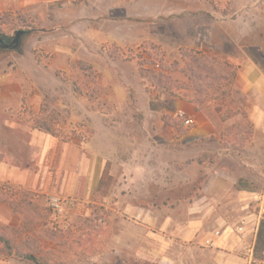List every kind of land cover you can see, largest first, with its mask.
<instances>
[{
  "label": "rangeland",
  "instance_id": "1",
  "mask_svg": "<svg viewBox=\"0 0 264 264\" xmlns=\"http://www.w3.org/2000/svg\"><path fill=\"white\" fill-rule=\"evenodd\" d=\"M113 3L135 10L131 21L148 40L125 50L102 45V61L96 63L105 76L85 61L65 63L55 55L66 47L78 48L79 35L85 32L79 19L102 11L107 17ZM263 23L264 0H0V35L12 39L17 31H31L21 38L18 49L0 52V159L35 171L41 144L37 136L80 142L96 124L128 137L144 127L151 134L168 133L157 121H171L176 134H185L188 128L175 117L174 101L199 107L223 101L235 71L225 59L228 45L240 40V31ZM208 38L214 49L207 47ZM201 42L199 50L196 44ZM133 59L140 77L126 64ZM85 119L92 126L87 127ZM127 139L121 146L128 145ZM120 156L126 158L127 151L121 148ZM126 181L124 174L122 187ZM52 196L65 200L68 227L54 225ZM71 204L60 193L44 196L0 184V260L111 262L115 247L122 244L112 237L118 223L108 218L115 207L102 211L97 204L85 203L90 216L75 214L71 220ZM96 216L103 217V223L98 224ZM127 256L128 264H156ZM192 257L185 252L181 262Z\"/></svg>",
  "mask_w": 264,
  "mask_h": 264
},
{
  "label": "crops",
  "instance_id": "2",
  "mask_svg": "<svg viewBox=\"0 0 264 264\" xmlns=\"http://www.w3.org/2000/svg\"><path fill=\"white\" fill-rule=\"evenodd\" d=\"M131 10L117 5L107 9V17L105 11L82 17L78 23L85 32L78 48L66 47L55 55L65 63L85 61L105 76L96 63L102 61V45L125 50L149 38L137 31ZM239 39L225 55L235 71L223 101L207 107L174 101L173 112L183 110L195 121L185 134H176L171 121H157L169 132L151 134L144 127L126 137L96 124L80 142L37 136V169L23 171L1 157L0 184L44 196L62 194L72 202L71 220L77 214L90 216L85 203L102 211L115 207L108 218L118 223L111 227L112 237L123 245L105 264L129 262L126 255L140 262L183 264L185 252L193 256L185 264H264V259H253L264 218V23L240 31ZM206 45L216 47L210 38ZM202 46L204 42L196 44L199 50ZM135 62L126 64L140 77ZM85 123L92 126L87 119ZM121 148L126 158H121ZM124 174L126 187L120 183ZM96 217L103 223V217Z\"/></svg>",
  "mask_w": 264,
  "mask_h": 264
},
{
  "label": "built area",
  "instance_id": "3",
  "mask_svg": "<svg viewBox=\"0 0 264 264\" xmlns=\"http://www.w3.org/2000/svg\"><path fill=\"white\" fill-rule=\"evenodd\" d=\"M175 117L179 119L186 128L195 126V121L183 110H177L175 112ZM50 207L54 217V225L59 228L68 227L69 224L66 223V220L64 219L66 212L65 200L57 196H52L50 198Z\"/></svg>",
  "mask_w": 264,
  "mask_h": 264
},
{
  "label": "trees",
  "instance_id": "4",
  "mask_svg": "<svg viewBox=\"0 0 264 264\" xmlns=\"http://www.w3.org/2000/svg\"><path fill=\"white\" fill-rule=\"evenodd\" d=\"M31 31L29 30H25L23 35L20 37L19 39V42H18V45L15 47H11V48H14V49H18L19 45H20V42H21V38L24 37V36H27ZM0 38H3L2 35H0ZM6 39H9L8 41L11 40V38L9 37H4ZM5 49H3L0 45V52L3 51ZM234 77V75H233ZM232 77V79H233ZM28 259H30L31 261H33V257L29 256ZM253 259L257 260V261H262L264 259V218H262L260 221H259V225H258V228H257V232H256V238H255V242H254V246H253ZM143 263V262H142ZM118 264H128V262L126 263H118Z\"/></svg>",
  "mask_w": 264,
  "mask_h": 264
},
{
  "label": "water",
  "instance_id": "5",
  "mask_svg": "<svg viewBox=\"0 0 264 264\" xmlns=\"http://www.w3.org/2000/svg\"><path fill=\"white\" fill-rule=\"evenodd\" d=\"M24 31L20 30V31H17L15 34H14V37L11 39V44L12 45H17L18 42H19V39L20 37L23 35ZM3 43V40L2 38H0V44Z\"/></svg>",
  "mask_w": 264,
  "mask_h": 264
},
{
  "label": "flooded vegetation",
  "instance_id": "6",
  "mask_svg": "<svg viewBox=\"0 0 264 264\" xmlns=\"http://www.w3.org/2000/svg\"><path fill=\"white\" fill-rule=\"evenodd\" d=\"M2 40H3V43H1L0 45H1V47L3 48V49H11V47H13L14 45H12L11 44V40L10 41H8L9 39H6V38H2ZM18 45V44H17ZM17 45H15V47L17 46Z\"/></svg>",
  "mask_w": 264,
  "mask_h": 264
}]
</instances>
